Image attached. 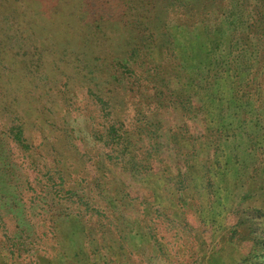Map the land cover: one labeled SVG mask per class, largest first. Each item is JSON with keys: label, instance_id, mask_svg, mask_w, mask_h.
Returning a JSON list of instances; mask_svg holds the SVG:
<instances>
[{"label": "rangeland", "instance_id": "374dc122", "mask_svg": "<svg viewBox=\"0 0 264 264\" xmlns=\"http://www.w3.org/2000/svg\"><path fill=\"white\" fill-rule=\"evenodd\" d=\"M106 5L0 0V264L240 262L248 249L240 237L245 226L231 240V208L264 218L256 213H264V35L253 31L252 40H237L234 65L218 68L212 50L217 33L172 27L171 14L172 45L151 51L161 65H155L157 73L172 65L169 97L158 101L168 89L158 77L152 81L151 63L149 74L125 72L124 85L103 89V113L90 92L97 91L98 72H89L97 68L90 63L95 53L89 36L90 18ZM230 38L221 44V59L228 58ZM149 53L145 47L139 62H148ZM243 92L251 101L244 121L237 109ZM193 97L204 102L206 121L195 151L193 131L185 127ZM228 106L238 114L226 122L221 111ZM160 118L162 139L181 133L169 145L182 143L183 151H148L143 130L139 172L122 171L116 153L94 146L93 130L104 123L146 128ZM19 126L23 143L14 134ZM178 159H185L179 169L188 176L184 184ZM125 173L134 178L122 180Z\"/></svg>", "mask_w": 264, "mask_h": 264}, {"label": "trees", "instance_id": "16d2710c", "mask_svg": "<svg viewBox=\"0 0 264 264\" xmlns=\"http://www.w3.org/2000/svg\"><path fill=\"white\" fill-rule=\"evenodd\" d=\"M105 3L107 4L106 7L97 8V11L93 13V17L90 18L94 30L91 33L92 36H89L95 53V56L90 59V63L93 67H97L96 70L90 69L89 72L100 74L93 77L98 80L96 83L97 91L89 90L91 94L100 100L98 104L103 113L108 108V102L104 100L103 89L114 83L124 85L123 75L125 72L132 73L135 76L140 68L141 71L149 74L150 71L147 66L151 63H154L151 64L154 65V70L151 73L152 81L155 82L158 77V80L162 82L161 86L168 89L167 95L158 93V101L162 102L169 97L170 89L166 85L170 79L167 73L172 65L169 64L166 69H161L157 73L155 71L157 62L151 56V51L157 48L163 50L170 44L172 45L171 34L167 30L171 14L176 19L172 27H186L193 31L205 30V32L207 28L211 29V32L217 33L218 39H212V50L216 52L214 63L218 62V68H223L228 64L230 66L234 65L235 58L232 55H234L235 50L241 48L240 43L236 42L237 40H252L249 34L253 31L264 35V0H117L116 2L105 0ZM228 6H230V9L226 11ZM112 23H116L118 27H111ZM119 34L121 35L119 36ZM123 35L127 36L126 41L120 39ZM228 36L232 38V40L230 38L229 52L226 55L228 58L221 59V56H223L221 44ZM145 47L150 50L148 62H139ZM250 48H252L251 44L247 45L246 50H250ZM132 65H136L135 69L132 68ZM156 66L159 68L161 65ZM175 66L180 67L183 65L177 62ZM248 95L243 92L238 97L240 105L237 109L240 110L239 118H242V121L245 120L249 111L248 107L251 101L250 99L245 100ZM117 106L115 105L113 108L117 109ZM184 106L186 109V104ZM164 107L167 108V106ZM188 108L192 111V115L190 123H185V127L189 126L187 128L193 131L189 140L193 151H195L197 149L195 142L198 141L197 138H200L206 128L204 127V122H206L204 102L193 97ZM230 109H232V106H228L227 111L226 108L221 111V118L226 122H229L230 118L234 120L238 114L237 110L232 111L234 108ZM162 121L165 120L160 118L157 122L152 121L147 124L146 128H143L141 123L136 122L134 123V129H128L124 120L104 123L103 128L100 130L97 128L93 130L94 146H96L97 151H112V153H108L111 156L116 153L114 155L118 160L116 164L121 165L122 171L126 170V172L132 174L139 172L140 165L136 160V156L137 152L141 150L143 130H147L145 133L149 144L148 151H183L182 143L172 145V147L169 145L179 136H182L181 133L169 132L166 134L165 139H162L159 133L164 124ZM10 130H13V126ZM169 130L171 129L169 128ZM208 130L212 129L209 128ZM216 130L219 131V129ZM218 131H215V133H220ZM14 134L17 136L18 142H24V130L21 126L16 127ZM216 138L219 146L222 140L220 137ZM82 147L80 145L79 148ZM178 160L179 170L184 167L181 164L185 159ZM178 172L181 178L180 183L184 184L188 180V176L181 170ZM120 178L125 180L134 177L125 173ZM103 190L105 189L103 188ZM248 196H250V193L246 192L242 198ZM230 211L233 212L231 217L235 220V225L232 227L235 233L231 235V240H234L239 234L238 228L245 226L243 237H240L248 247L244 257L236 264H264V218L259 221L250 211H241L238 207H232ZM256 213L260 214V218L264 217L262 211L258 210Z\"/></svg>", "mask_w": 264, "mask_h": 264}]
</instances>
